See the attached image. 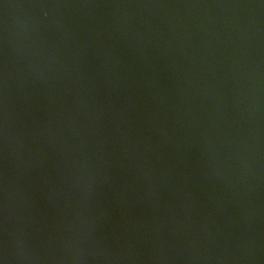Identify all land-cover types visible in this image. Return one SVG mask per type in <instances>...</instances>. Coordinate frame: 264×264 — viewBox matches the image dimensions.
Listing matches in <instances>:
<instances>
[{
    "label": "water",
    "instance_id": "water-1",
    "mask_svg": "<svg viewBox=\"0 0 264 264\" xmlns=\"http://www.w3.org/2000/svg\"><path fill=\"white\" fill-rule=\"evenodd\" d=\"M0 264H264V0H0Z\"/></svg>",
    "mask_w": 264,
    "mask_h": 264
}]
</instances>
